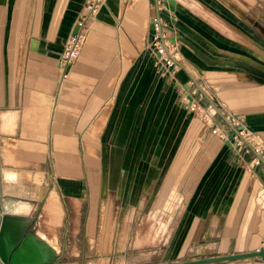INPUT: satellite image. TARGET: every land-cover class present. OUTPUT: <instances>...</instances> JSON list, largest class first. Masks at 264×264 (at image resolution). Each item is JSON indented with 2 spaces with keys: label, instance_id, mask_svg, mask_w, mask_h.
Returning a JSON list of instances; mask_svg holds the SVG:
<instances>
[{
  "label": "crops",
  "instance_id": "crops-1",
  "mask_svg": "<svg viewBox=\"0 0 264 264\" xmlns=\"http://www.w3.org/2000/svg\"><path fill=\"white\" fill-rule=\"evenodd\" d=\"M174 1L170 11L163 0H106L88 21L79 57L59 85L58 59L78 30L86 0H0V92H10L5 99L0 93V134L13 137L20 128V138L4 139L0 191L17 201L7 205V214L23 218L28 233L53 249L65 245L69 230L78 233L81 226L83 165L72 157L79 139L88 136L110 144L123 138L129 153L136 144L146 153L147 138L154 136L161 169L170 170L184 148L178 182L188 188L180 202L190 220L188 234H209L226 248L233 245L237 251L229 255L264 248V165L252 167L256 155L249 147L228 144L232 131L218 114L214 118L207 109L197 118L190 107L205 98L196 99L198 89L189 77L233 126L260 136L250 137L253 145H264V31L248 14L258 0ZM156 17L175 46L170 49L177 67L170 74L156 65L148 47ZM223 106L251 112L239 119ZM214 127L220 135L212 133ZM85 149L88 153L86 142ZM18 150L33 160L53 154V178L19 183L20 169L9 163ZM261 155L264 159V149ZM62 164L79 174L71 176L60 169ZM10 185H19L26 196L7 192ZM52 191L63 215L56 227L43 228L39 216L32 222L29 217ZM237 261L231 264H264L260 257Z\"/></svg>",
  "mask_w": 264,
  "mask_h": 264
},
{
  "label": "rangeland",
  "instance_id": "rangeland-1",
  "mask_svg": "<svg viewBox=\"0 0 264 264\" xmlns=\"http://www.w3.org/2000/svg\"><path fill=\"white\" fill-rule=\"evenodd\" d=\"M257 4H255L256 10L248 14L255 17V22L259 23L257 27L264 31V0H258ZM244 19L248 21V18ZM173 47L175 46L171 45V49H175ZM260 48L262 56L264 41L260 42ZM22 61L23 59H21ZM261 62V68H263L264 60L261 59ZM20 68L22 70V63ZM160 74L162 73L160 72ZM9 76L7 75V81ZM261 79L262 76L257 80ZM21 80H24L23 76ZM0 93L1 97L3 96L5 99L10 92L5 90ZM213 93L215 92L213 91ZM203 98V95L197 90L196 99ZM205 100H202L203 105L195 102L193 113L195 112L197 118H200L205 116V111L209 109L215 114L214 118L218 117L215 109ZM230 110V107L223 106V111L234 114V110ZM234 112L239 119H244L243 116L251 111L245 112L239 109ZM19 129L18 126L13 137L0 134V187L4 172L1 166L4 139L20 138ZM255 135L259 136L256 133L250 137L259 140ZM139 141L140 139H137V142ZM85 142L88 153H85L86 149L84 150ZM156 143V137H149L147 138L146 153L139 152V144H136L133 153H129L124 151L123 138H118L115 142L112 140L111 144L109 139L103 141V139L94 138V136L79 139L78 153L72 158L82 161L83 165L85 194L81 226L78 233L69 230L65 237V245L60 248L57 245L54 249L58 259L56 264H166L236 253L237 249L233 245L226 248L224 243L214 242L215 237L209 234L206 236L188 234L190 220L186 217V211L180 203L183 200L181 195L185 197L188 188L178 182L180 177L178 166L185 156L181 153L184 148L170 170L161 169L159 167V148L156 150L154 147ZM257 144L261 149H264L263 141ZM18 151L13 154L12 161L9 163H13L20 169L19 183H23V181L40 183L44 177L53 178L52 173L55 166L53 154L48 151L47 154L37 155L40 160L37 158L33 160L26 151ZM172 156H168V163L171 162ZM139 162L142 163L139 164ZM26 168H29L30 172L21 170ZM60 169L66 170L71 176L78 173L76 168L69 164L60 165ZM42 172H45V175ZM92 178L95 180L94 189L92 188ZM4 189H6L5 185ZM7 189L9 193L26 196L25 192L19 191V185H10ZM14 202L9 197H2L0 191V214H7L6 205ZM41 206L42 202L38 206L36 214L31 215L32 207L28 215H31L29 217L31 222L35 221V218L38 221L39 216V224L43 228L56 227L61 223L63 210L59 196L55 191L49 194L42 209H40ZM93 207L95 211H93ZM52 233L55 234L54 231ZM236 262L238 261L207 264Z\"/></svg>",
  "mask_w": 264,
  "mask_h": 264
},
{
  "label": "water",
  "instance_id": "water-1",
  "mask_svg": "<svg viewBox=\"0 0 264 264\" xmlns=\"http://www.w3.org/2000/svg\"><path fill=\"white\" fill-rule=\"evenodd\" d=\"M170 11L174 10V0H163ZM159 16V15H158ZM152 32L154 33V26L152 24ZM161 30V28H160ZM77 29H75V32ZM152 33V34H153ZM161 34V31H160ZM174 62L177 64L176 60ZM190 79L208 101V103L215 109L216 113L220 118L230 127L232 135L237 136L247 147L252 151L253 147L247 142L244 137L240 134L243 130V126L235 127L225 117L215 103L208 97L205 91L199 86L197 81L189 75ZM187 89V85H186ZM228 141V144L230 143ZM256 157L264 165V159L261 155L255 154ZM27 222L15 215L0 214V264H56L57 257L54 249L48 245L45 241L41 240L37 235H27L25 232ZM253 257L264 258V248L259 249L255 252L232 254L226 256H216L207 259L193 260V261H178L166 264H207L221 261H237L241 259H248Z\"/></svg>",
  "mask_w": 264,
  "mask_h": 264
},
{
  "label": "built area",
  "instance_id": "built-area-1",
  "mask_svg": "<svg viewBox=\"0 0 264 264\" xmlns=\"http://www.w3.org/2000/svg\"><path fill=\"white\" fill-rule=\"evenodd\" d=\"M105 2L106 0H86L84 13L80 15L77 21L78 30L74 35L67 39L63 51L61 52L58 59V67L60 70L58 81L59 85L69 78L70 72L79 57L81 48L86 40L85 30H87L88 21L96 15L100 7L104 5ZM152 24L154 26V33L151 35L148 47L155 57L156 65H158L164 72H167L168 74L173 73L177 67L176 63L174 62V59L176 60V58L174 56V51L170 49L169 38L164 33L165 24L162 22L160 17L153 18ZM190 109L194 111L195 104H192ZM212 133L214 135H220V130L214 127ZM240 134L246 138L249 144L253 147L254 154L261 155V147L258 145H253L252 141L250 140V132L246 131L245 127L242 131H240ZM230 142H232L235 147L239 145L246 146L237 136H233ZM251 165L252 167L260 166L261 161L255 156L251 161Z\"/></svg>",
  "mask_w": 264,
  "mask_h": 264
},
{
  "label": "bare ground",
  "instance_id": "bare-ground-1",
  "mask_svg": "<svg viewBox=\"0 0 264 264\" xmlns=\"http://www.w3.org/2000/svg\"><path fill=\"white\" fill-rule=\"evenodd\" d=\"M85 43V42H84ZM84 45V44H83ZM83 47V46H82ZM82 49V48H81ZM188 96V95H187ZM247 142H248V140L246 139V138H244ZM6 208H8L7 207V205H6ZM7 211H8V213H11L8 209H7ZM256 248V247H255Z\"/></svg>",
  "mask_w": 264,
  "mask_h": 264
},
{
  "label": "flooded vegetation",
  "instance_id": "flooded-vegetation-1",
  "mask_svg": "<svg viewBox=\"0 0 264 264\" xmlns=\"http://www.w3.org/2000/svg\"><path fill=\"white\" fill-rule=\"evenodd\" d=\"M28 231H29V229L27 228V229H25V232H26V234L27 235H30L31 233H28Z\"/></svg>",
  "mask_w": 264,
  "mask_h": 264
}]
</instances>
